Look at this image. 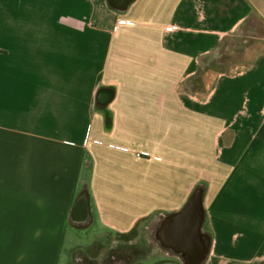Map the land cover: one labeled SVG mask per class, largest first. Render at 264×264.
<instances>
[{
    "label": "crops",
    "instance_id": "crops-1",
    "mask_svg": "<svg viewBox=\"0 0 264 264\" xmlns=\"http://www.w3.org/2000/svg\"><path fill=\"white\" fill-rule=\"evenodd\" d=\"M239 29L258 51L192 89ZM84 180L94 240L199 191L198 264H263L264 0H0V264H61Z\"/></svg>",
    "mask_w": 264,
    "mask_h": 264
},
{
    "label": "rangeland",
    "instance_id": "rangeland-1",
    "mask_svg": "<svg viewBox=\"0 0 264 264\" xmlns=\"http://www.w3.org/2000/svg\"><path fill=\"white\" fill-rule=\"evenodd\" d=\"M253 31L239 29L226 39L219 50V61L231 62L220 67L234 72L242 69L258 51L253 44ZM209 62V61H208ZM160 225V223H159ZM159 225L153 226L150 220L141 221L133 231L108 234L94 240L95 223L78 228L70 225L65 238L61 264H74L73 252L80 248L89 249L90 255L98 253L105 256L114 252L115 264H183L185 255L166 246L158 234ZM94 240V241H93ZM264 264V263H263Z\"/></svg>",
    "mask_w": 264,
    "mask_h": 264
},
{
    "label": "water",
    "instance_id": "water-1",
    "mask_svg": "<svg viewBox=\"0 0 264 264\" xmlns=\"http://www.w3.org/2000/svg\"><path fill=\"white\" fill-rule=\"evenodd\" d=\"M110 6L115 9L124 10L133 0H107ZM112 97V92L103 89L99 92L100 103H107ZM89 215L86 199L77 200L71 219L75 223L85 222ZM204 221L202 196L199 191L195 192L186 206L168 218L166 229L161 230L164 240L175 242L181 247L190 249L186 256L190 264H198L203 260L208 247L209 237L201 232Z\"/></svg>",
    "mask_w": 264,
    "mask_h": 264
},
{
    "label": "trees",
    "instance_id": "trees-1",
    "mask_svg": "<svg viewBox=\"0 0 264 264\" xmlns=\"http://www.w3.org/2000/svg\"><path fill=\"white\" fill-rule=\"evenodd\" d=\"M219 50L220 48L216 52L209 54L208 56L204 58L202 65L200 67V70L197 72V74L194 77H192V79L189 82L192 89L201 88L202 86L205 85L208 79L213 75H216L218 73H228L229 72L227 69L225 70L224 68L220 67L222 64H227L228 66L230 65L231 62H224V61L220 62L219 61ZM88 170L89 168L86 169L87 172ZM81 198L86 199V201L89 199V188H88L87 180H84L82 182V185L80 186V189L78 190L77 200ZM91 222H93V219L91 220V215H89L85 222H81V223L72 222V224L78 228H85L91 225ZM159 223L160 221L156 219L154 226L159 225ZM135 227L131 231H133ZM206 233L210 237L212 236L210 232L207 231ZM90 254L91 253L89 249L84 250L83 248H80L79 252L75 250L72 254L74 264H115L116 253L112 251L111 253L103 257L102 255H99L97 252L94 253V255H90Z\"/></svg>",
    "mask_w": 264,
    "mask_h": 264
},
{
    "label": "flooded vegetation",
    "instance_id": "flooded-vegetation-1",
    "mask_svg": "<svg viewBox=\"0 0 264 264\" xmlns=\"http://www.w3.org/2000/svg\"><path fill=\"white\" fill-rule=\"evenodd\" d=\"M159 236L162 241H164V238L162 237L161 230L159 231Z\"/></svg>",
    "mask_w": 264,
    "mask_h": 264
}]
</instances>
